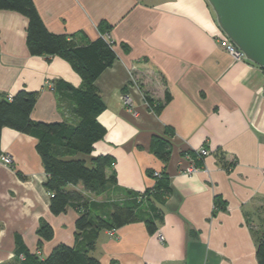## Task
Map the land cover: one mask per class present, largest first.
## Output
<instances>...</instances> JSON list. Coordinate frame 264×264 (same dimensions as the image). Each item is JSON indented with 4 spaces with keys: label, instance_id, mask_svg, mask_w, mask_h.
<instances>
[{
    "label": "crops",
    "instance_id": "0c3cea01",
    "mask_svg": "<svg viewBox=\"0 0 264 264\" xmlns=\"http://www.w3.org/2000/svg\"><path fill=\"white\" fill-rule=\"evenodd\" d=\"M34 3L54 33L86 44L105 32L115 41L117 57L95 81L107 133L92 155L112 158L107 175L115 174L116 183L108 193L87 195L95 208L110 214V201L151 188L153 170L170 178L171 193L151 206L160 212L157 231L147 229L153 211L146 200L137 220L113 234L101 231L93 255L102 264H258V238L264 235V70L227 51L208 1ZM27 25L23 14L0 10V95L37 92L34 120L77 122L54 80L78 87L81 77L59 55L31 54ZM125 96L132 106L125 105ZM156 137L170 140L169 160L156 156ZM36 145L34 136L2 131L0 157L11 155L13 165L0 159V264L15 262L16 236L42 258L56 245L76 241L79 212H51L48 174ZM202 147L210 152L196 159L203 167L182 173L190 163L184 153ZM41 222L53 226L54 236L38 249Z\"/></svg>",
    "mask_w": 264,
    "mask_h": 264
},
{
    "label": "trees",
    "instance_id": "16d2710c",
    "mask_svg": "<svg viewBox=\"0 0 264 264\" xmlns=\"http://www.w3.org/2000/svg\"><path fill=\"white\" fill-rule=\"evenodd\" d=\"M0 10L16 11L27 17V45L31 54L59 55L71 64L82 81L76 87L64 79L54 80L59 97L72 103L78 118L75 123L34 120L31 114L37 102V92L20 89L11 99L9 95H0V146L5 127L34 136L36 149L48 174L44 187L51 193V212L59 215L69 207L79 212L74 245L60 243L42 258L37 251H31L20 236H16L13 264H102L93 255L101 231L117 229L137 220L146 200L151 207L154 199L171 193L168 174L161 171L160 176H155L153 170L150 175L155 179L154 185L135 195L128 192L124 200L110 201L113 209L110 214L98 211L87 196L108 193L110 186L116 183L115 174L107 175L112 158L109 155H92L96 142L107 133V128L99 120L105 106L95 81L115 61V41L104 32L96 40L80 44L75 36L50 31L34 0H0ZM169 98L167 96V100ZM147 100L151 102L148 96ZM153 145L158 158L169 160L172 153L170 140L156 137ZM184 154L195 156V151L187 150ZM79 184L83 185V190L76 188ZM154 210L153 205V213L146 220L151 233L157 231L160 217V212ZM37 234L38 249H41L45 241L53 238L54 228L47 222H41ZM256 255L258 264H264V235L258 238Z\"/></svg>",
    "mask_w": 264,
    "mask_h": 264
},
{
    "label": "water",
    "instance_id": "95a60500",
    "mask_svg": "<svg viewBox=\"0 0 264 264\" xmlns=\"http://www.w3.org/2000/svg\"><path fill=\"white\" fill-rule=\"evenodd\" d=\"M207 1L225 36L264 70V0Z\"/></svg>",
    "mask_w": 264,
    "mask_h": 264
},
{
    "label": "built area",
    "instance_id": "2783aa9c",
    "mask_svg": "<svg viewBox=\"0 0 264 264\" xmlns=\"http://www.w3.org/2000/svg\"><path fill=\"white\" fill-rule=\"evenodd\" d=\"M222 44L223 46H225V48L227 49V51L232 54V56L235 58V59H238V60H242V59H246L243 52L238 49V47L236 45H234L228 38H226L225 40L222 41ZM9 99L12 98V95H9L8 96ZM125 105L126 106H132L131 104V99L128 97V96H125ZM210 152L208 149L202 147L198 150H195V156H192L190 154H188L186 156V158L189 160V164L184 168L182 169V173L186 174V175H191V174H194L196 172H198L202 167L203 165H198V163H196V159H200L202 160V158L206 155H208ZM1 161L3 162L4 165H7V166H12L13 165V157L9 154H3L1 155L0 157ZM112 165H114V163H112ZM262 174H263V177H264V166L262 167ZM161 174V171H155L154 172V175L155 176H160ZM51 194V193H50ZM114 233V230H111V234ZM160 238L163 239V236L160 235Z\"/></svg>",
    "mask_w": 264,
    "mask_h": 264
},
{
    "label": "rangeland",
    "instance_id": "374dc122",
    "mask_svg": "<svg viewBox=\"0 0 264 264\" xmlns=\"http://www.w3.org/2000/svg\"><path fill=\"white\" fill-rule=\"evenodd\" d=\"M143 76H144L145 78H146V77H148V78H149V75H146V74H145V75H143Z\"/></svg>",
    "mask_w": 264,
    "mask_h": 264
}]
</instances>
